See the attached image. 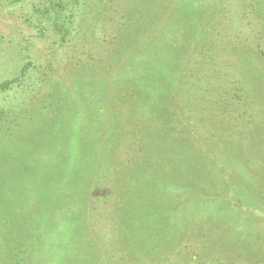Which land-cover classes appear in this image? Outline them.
I'll list each match as a JSON object with an SVG mask.
<instances>
[{"label":"rangeland","instance_id":"rangeland-1","mask_svg":"<svg viewBox=\"0 0 264 264\" xmlns=\"http://www.w3.org/2000/svg\"><path fill=\"white\" fill-rule=\"evenodd\" d=\"M0 264H264V0H0Z\"/></svg>","mask_w":264,"mask_h":264},{"label":"trees","instance_id":"trees-1","mask_svg":"<svg viewBox=\"0 0 264 264\" xmlns=\"http://www.w3.org/2000/svg\"><path fill=\"white\" fill-rule=\"evenodd\" d=\"M10 84V81H7V82H5L4 84H2L0 87H6V86H8Z\"/></svg>","mask_w":264,"mask_h":264}]
</instances>
